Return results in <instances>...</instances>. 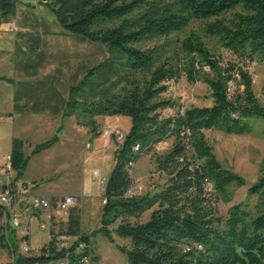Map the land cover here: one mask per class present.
Masks as SVG:
<instances>
[{
  "label": "trees",
  "instance_id": "1",
  "mask_svg": "<svg viewBox=\"0 0 264 264\" xmlns=\"http://www.w3.org/2000/svg\"><path fill=\"white\" fill-rule=\"evenodd\" d=\"M18 1L0 0V27L16 19ZM45 4L68 34L101 44L108 53L69 86L64 116L76 114L78 122L96 134L99 116H127L132 123L114 153L115 164L104 187L107 202L101 232L114 241L109 226L120 220L116 233L131 239V247L118 248L129 264H264V163L248 190V200L220 215L219 203L232 200L230 188L246 182L222 165L205 137L209 129L244 133L250 118H264V107L245 69L254 60L264 63V0H46ZM231 12L233 16L226 17ZM193 21L205 22L203 31L218 37L236 59L223 62L197 32L182 40L173 37ZM33 39L29 47L39 57L41 36ZM154 40L155 45L144 46ZM183 74L192 83L200 80L209 86L211 106L177 108L174 100L163 97L169 83ZM236 81L238 89L231 95L229 84ZM176 108L175 115L163 116L164 110ZM170 138L171 147L157 153L156 146ZM59 140L58 132L27 155L24 141L14 138L10 159L17 178L23 179L33 156ZM144 153H153L155 170L166 181L154 191L128 194L133 187L131 164ZM148 211L152 213L146 222H131ZM63 234L77 237L73 247L84 241L85 253L91 254V237L82 233L79 212L71 215ZM0 242L16 255L14 263L2 264H48L66 255V250H56L55 237L40 255L19 254L15 230L3 226ZM80 256L73 253L70 258L78 263Z\"/></svg>",
  "mask_w": 264,
  "mask_h": 264
},
{
  "label": "rangeland",
  "instance_id": "2",
  "mask_svg": "<svg viewBox=\"0 0 264 264\" xmlns=\"http://www.w3.org/2000/svg\"><path fill=\"white\" fill-rule=\"evenodd\" d=\"M232 16L233 12L226 14V17ZM12 21L17 24L16 31L8 32L5 29L7 23L0 27L1 35L6 40L5 47L10 49V55L7 56L10 70L7 72L13 71L23 76L22 70L15 69L16 61L20 60L21 65L28 61L27 50L23 47L27 44H34L33 38L40 35L42 36L41 49L44 53L42 73L58 74L60 87L63 93L67 94V98L69 86L79 81L88 68L97 64L108 54L105 46L98 43L81 42L68 34L58 23L44 0H19L17 16ZM204 23L193 21L187 29L174 34L173 37L182 40L192 32H197L211 52L219 56L223 62L227 59L235 60L232 53L222 46L218 37L208 35L203 31ZM23 26L30 28L32 39L23 36L26 34L23 32ZM155 43L156 40L150 41L144 46L151 47ZM172 46L175 44L173 43ZM36 57L38 54L34 58ZM245 69L251 75L255 95L264 107V63L254 60L246 63ZM229 88L230 94L233 95L238 89V82H230ZM163 97L174 100L177 108L203 107L213 104L209 86L200 80L195 83L190 82L186 74H183L178 81L170 82L169 89ZM177 108L166 109L162 114L166 117L175 115ZM95 120L97 134L93 133L87 125L78 122L76 114L64 116L63 112H60L55 128L57 130L55 131L53 127L52 135H48L49 133L44 128L42 132L36 131L35 136L27 141L23 140L25 145L27 144L25 153L29 155L40 141L45 142L58 132L60 137L57 145H53V150L48 152L50 154L42 153L32 158L26 169L25 180L36 178L41 189L50 188L60 193L82 188L85 192L87 191L89 198H86L85 202L76 200L74 204L75 206L80 205L83 212H86V235L91 237V260L85 264H129L126 255L118 248V246L131 247V239L120 237L116 233L120 220L109 226L114 241H110L101 232L105 205L103 202L104 187L94 179L93 171L99 170L102 177L108 178L115 164L114 153L122 141L118 137L119 135L123 137L130 130L132 123L130 117L121 115L99 116ZM248 122L249 130L244 133H227L219 129L205 131V137L222 165L242 176L246 182L244 186L230 188L233 195L232 200L219 203V214L223 216L227 215L231 206L248 200L250 186L257 182L261 175L264 163V118L252 117ZM23 123V121L13 124L0 123V190L4 175V168L2 174L1 166L5 167L10 156L6 158L11 146L10 136L20 132L24 126ZM36 129L39 128L36 127ZM172 143L173 138L161 142L155 151L162 154L171 147ZM131 174L132 191L139 193L154 191L166 181V177L155 170L153 153H144L134 164ZM46 175L48 176L45 180L43 178ZM251 201L255 203V197H252ZM151 213L152 211H148L139 220H130L133 223H143L150 219ZM47 234L46 230L35 231L33 241H39L37 244L40 246L47 238ZM40 252L41 249L32 251L33 254ZM48 264H58V262L54 260Z\"/></svg>",
  "mask_w": 264,
  "mask_h": 264
},
{
  "label": "crops",
  "instance_id": "3",
  "mask_svg": "<svg viewBox=\"0 0 264 264\" xmlns=\"http://www.w3.org/2000/svg\"><path fill=\"white\" fill-rule=\"evenodd\" d=\"M23 32L26 34L24 37H31L29 34L31 32L28 26H23ZM2 31H0L1 35ZM0 36V123H21L24 126L22 130L17 134H13L11 137V146L8 149L6 158L11 153L12 140L14 138H19L22 140H28L29 138L35 136L36 131L42 132V129H46L52 135L53 131L51 129L56 128L58 122V114L64 111L67 94L63 93L60 84L59 77L56 73H42V64L44 61V53L42 51V45L37 49L39 57H35L34 51L27 44L23 49L27 50L28 61L21 65L20 60L16 61L17 67L15 69L22 70L23 76L16 72H7L10 70V62L7 60L8 54L10 55V49L5 47L4 38ZM42 40V36H41ZM7 66V67H6ZM41 69V70H40ZM17 74V75H16ZM39 128V129H36ZM57 129H55L56 131ZM31 141V140H29ZM42 143V141H40ZM39 142V143H40ZM57 145V143H56ZM54 146L39 153V154H50ZM27 149V144L24 147V151ZM36 154V155H39ZM35 155V156H36ZM33 156V157H35ZM32 157V158H33ZM31 158V160H32ZM30 160V162H31ZM29 162V164H30ZM29 166V165H28ZM50 167V166H49ZM4 165L1 166V172L3 174ZM51 168V167H50ZM27 171V170H26ZM26 175V172H25ZM25 175L23 177L24 181L31 182L34 184L32 188V193L36 195L48 196L52 199L61 198L67 195H72L76 200L85 202L86 198H89L88 192L82 188L76 190H68L66 192L60 193L59 191L50 188L41 189L38 184V179L32 178L31 180H25ZM50 175V174H48ZM46 175L43 179L46 180ZM79 212L81 217V230L82 233L86 235L85 229V218L86 212L81 209L80 205H73L67 210H58L52 208L39 214L30 223L31 225V235L30 241L33 250H42L46 247L50 241L55 238H63L68 241H76L77 237L73 235L63 234L68 230V225L70 222L71 215L75 212ZM1 222V220H0ZM44 223L46 226L44 229H40L39 224ZM1 224H0V237H1ZM12 230V229H11ZM46 230L48 232L47 238L43 240L42 244L39 246L37 242L33 241V233L43 232ZM18 246H20V238L22 236L21 232H17ZM19 254L20 247L18 248ZM16 260V255L11 250L3 247L0 242V264L2 263H14Z\"/></svg>",
  "mask_w": 264,
  "mask_h": 264
},
{
  "label": "built area",
  "instance_id": "4",
  "mask_svg": "<svg viewBox=\"0 0 264 264\" xmlns=\"http://www.w3.org/2000/svg\"><path fill=\"white\" fill-rule=\"evenodd\" d=\"M5 29L8 32L16 31L17 24L15 21H10L7 23ZM118 138L122 139L123 137L119 135ZM136 149H138V147H136ZM131 166L133 167L134 164H131ZM93 175L94 179L98 180L99 184L105 187L107 179L102 177L101 172L99 170H94ZM33 187V183L17 178L16 171L12 166L9 156L4 167L3 183L0 190L1 225L6 231L12 229L15 230V232L19 231L22 233L19 247L23 255H40V253H32L30 223L33 219L52 208L67 210L75 204V197L72 195L52 199L48 196L32 193ZM135 193L139 192L132 191V189L128 192V194ZM103 202L106 203L107 201L103 199ZM45 226L44 223L39 224L40 229H44ZM74 243L75 242H70L63 238H55L54 246L56 250H66L65 257L56 260L58 264H85L91 260L90 254L85 253L87 247L86 243L84 241H79L77 245L73 247ZM73 253H80V255H82L78 263L72 262L70 257ZM45 254L48 256L51 252L47 251Z\"/></svg>",
  "mask_w": 264,
  "mask_h": 264
},
{
  "label": "water",
  "instance_id": "5",
  "mask_svg": "<svg viewBox=\"0 0 264 264\" xmlns=\"http://www.w3.org/2000/svg\"><path fill=\"white\" fill-rule=\"evenodd\" d=\"M44 1H46V0H44Z\"/></svg>",
  "mask_w": 264,
  "mask_h": 264
}]
</instances>
